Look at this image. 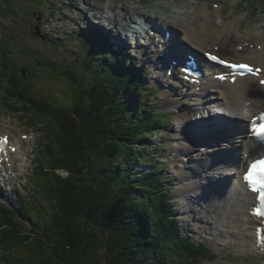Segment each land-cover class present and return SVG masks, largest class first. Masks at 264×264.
<instances>
[{
	"label": "trees",
	"instance_id": "1",
	"mask_svg": "<svg viewBox=\"0 0 264 264\" xmlns=\"http://www.w3.org/2000/svg\"><path fill=\"white\" fill-rule=\"evenodd\" d=\"M12 1L22 0H0V14L13 13ZM101 37L97 34L87 41L92 55L108 53L98 41ZM2 55L0 90L8 102L3 106L22 115L26 113L32 120L31 126L39 124L42 147L36 155L31 197L18 195L21 205L32 213L22 218L15 214L21 209L0 205V231L4 232L0 233V238H4L0 245L7 251L0 256L4 259L2 264H9L8 261L16 264H176L171 256L173 245L185 252L184 246L189 245L197 256H207L209 248L196 245L184 233L167 186L169 178L161 174V164L150 163L144 171L148 187L140 183V177H135L139 181L135 185L137 180L130 174L144 154L140 151L134 155L136 139L149 138L145 134L153 135L154 129L170 126L164 124L167 120L161 114H155L153 109L145 110L135 100L134 93L140 90L138 85L142 81L135 77L130 61L117 64L115 54H109L117 65L113 67L114 73L104 76L95 71L97 84L89 83V88H102L96 89L99 95L88 91L85 101L78 103L70 99L80 91L77 88L68 92V98L38 92L37 83L46 78L31 65L25 66L26 78L20 73L15 81L14 72L10 77L4 76L9 56L4 50ZM38 62L53 68L56 80L65 75L73 79L64 65L59 68L48 58H40ZM32 77L35 83L30 84ZM74 83L85 90L82 83ZM125 94L130 98L127 104L121 100ZM48 137L49 143L45 145ZM138 190L144 194H138ZM145 198L152 200V205ZM36 202L42 210H36ZM153 203L163 213L158 214L161 223L154 221Z\"/></svg>",
	"mask_w": 264,
	"mask_h": 264
},
{
	"label": "rangeland",
	"instance_id": "2",
	"mask_svg": "<svg viewBox=\"0 0 264 264\" xmlns=\"http://www.w3.org/2000/svg\"><path fill=\"white\" fill-rule=\"evenodd\" d=\"M129 1H132V3H135L138 7L147 12H151L153 9L159 8V11L163 17L173 16V3L178 4L179 6L183 5L184 8L188 7L187 13H191L195 6L190 2H195L197 4L196 10L198 12L204 11L205 7H207L208 11L211 13L212 17L215 20V25H218L217 20L222 17L226 21L239 18L236 24V30H233L234 33L251 34L254 32H261L264 36V0ZM122 2V0L12 1V8H10V10L13 13L11 15L0 14V69L3 67L4 61L2 55L3 50L7 51V55L9 56L6 59L8 62L5 66L7 67L5 71L6 73H4L3 75H8V77H10L14 72L15 81L19 77L20 73L26 78L28 77V68L25 66L31 65V67L36 68V72L40 71L42 75H45L46 78L43 82L37 83L36 89L38 90V92H49L52 96L54 94H61V96L68 98V92H71L72 89L77 88L80 91L75 93V96L70 99L78 103L83 100L85 101V98L87 96L86 93H88V91H94L96 96H98L99 91L96 89L102 88L98 87L95 89H90L89 83L97 84V78L94 77L95 71L97 70L100 74H104V76L108 73H114L113 67L115 64L109 57V54H112V48H110L111 43H105L104 46L109 45L108 48H110V50L108 49V53L106 55L104 54V52H99L96 53V55H92L91 49L87 45V41L91 37L90 35L93 32L92 28L94 27V30L96 31L101 30L102 28H97V25L104 23V18L102 19L100 17L95 20V16H100L99 10L96 9V7L99 5L102 6L110 3H112L113 7H117L121 6L123 4ZM157 3H162L164 7L160 8ZM73 4H80L82 6V10L74 9L72 7ZM162 10H164L165 12H162ZM66 18L79 19L81 21V26H74L72 23L67 21ZM199 18L201 21L206 20V17L203 15H199ZM242 19L243 21L240 24V21ZM60 22H62L63 24L62 30L57 29L53 31V28L59 26L58 24ZM127 23L128 19H121L119 24L120 28L125 26ZM101 26L110 36V30L107 29L108 25L101 24ZM119 26L117 28H119ZM83 29H85V31H83ZM38 31L40 34L36 33ZM248 41H252L251 38ZM115 50L120 53V51L116 47ZM150 51L153 52L152 49H150ZM122 55L120 57H118V55H115L113 57L114 61L117 64L129 61L132 64L138 63V61L133 58H131V60L123 59ZM155 56L156 54L154 53L153 61H155ZM40 58H48L59 68L64 65V68L67 69L66 72H68L70 75L72 74L73 79L71 80L68 75H65L62 78L58 77V80H56V76H54L53 73V68L43 63H39L38 61ZM88 58H90V61H88ZM65 66H67V68ZM144 67L148 68V70ZM150 69L151 68L145 65V61L141 62L137 66V73L135 74V77H141V74H143V72L146 73V77L143 80L141 78L142 85H138L140 90L134 93L135 100L138 99L137 102L141 103V107L145 110L153 109L155 111V114H161L167 120V123L164 122V124H170V127L154 129L153 135L145 134L149 136V138L142 136L141 138L136 139V142L134 143L135 148L133 149L134 155H139L141 153L140 151H143L144 154L139 159L138 163L133 166V172H131L130 174H132V179H135V177H140V183H145L147 185L146 182L148 181L146 179V174L144 171L149 168L148 164H159L160 161L163 166L161 174L164 176V178H169L167 180V186L169 187L170 193L174 195V208L179 214L178 217L182 222L184 233L192 237L193 243H195V241H199L200 239L206 240L212 247L206 257H201L197 256L194 249L189 245L184 246V248L187 249V252L180 250L176 247V245H173L171 246L174 247L171 256L176 259V264H259L260 260L264 262V252H254L252 251L253 249L250 250L245 245L247 235L250 233V231H252V227H249L248 224L239 226L240 228L238 229H233V233L231 235L225 236L224 234L222 235L223 230L221 229H223V227L219 226L218 230L216 224H212L210 226L208 225L210 224L209 221H212L211 218L209 219V216H211V212H213L214 209L209 208L207 211L208 214L206 212L205 215H203V213L199 211L198 213L193 214V217H191V215H187V213L184 216V212L186 211L189 212L188 214H190V211H188L186 207L184 208V205L182 204V201H185L189 197L182 195V193H180L179 191L180 179H183L179 175V172L184 169V167L180 164V158L185 157L177 152L178 142L173 143L171 140L174 139V134L177 135V131L180 130L179 124H182L181 116L185 113L190 112V107L193 104V99L192 97H183L180 103L177 102L176 104H167L165 102V98L162 96L163 88L160 86H154L155 84L153 83L152 79L153 74L151 72L148 73ZM47 70L49 71L47 72ZM42 71L45 72L43 73ZM73 81L76 83H82L85 90H82L81 87L79 88V86L76 85ZM33 83H35V80L32 77L30 84ZM116 89L117 92L120 91V88L117 87ZM14 90H18V86L15 85ZM118 96L119 98L121 97L120 93ZM37 97L38 99L43 100L42 96ZM123 99L121 100L125 103L129 102V95H123ZM166 101L168 102V100ZM188 102L190 103L189 105H187ZM0 104H8V102L5 100L2 90H0ZM200 112L202 114L204 113L202 111ZM155 114L154 116H156ZM31 122L32 120L26 116V113L22 115L16 111H13V109L11 108L0 105V127H3V132L7 131L11 133L10 135L12 138H16V136L20 133H24L26 136L29 135L28 138L26 137V140L30 139V141H26V149L21 150L22 156L20 154V159L17 161V164L15 165L11 173L8 174L7 179L1 180V193L3 194V196H0V202L4 201L8 206L9 204H12L15 205L17 209H21V212L20 210H14L16 213L12 211L10 212L15 214L18 213V215H21L22 218H26L27 215L31 214L32 212L28 207L26 208L24 204L23 206L21 205L20 201L22 200L18 198V195L16 193L17 188L20 187L22 191L25 192L26 195L23 196L31 197L32 182L33 184L35 182L33 161L37 158L36 155L40 154V148H42L39 145L41 133L38 132L37 127L31 126ZM51 122L52 119L51 121H49L50 126H52ZM37 126L40 129L39 124H37ZM47 139H49V137L44 141L45 145H48L49 143ZM52 147V143H50L49 148L51 149ZM171 153H176L174 154L175 157ZM123 155L126 156L125 152ZM8 165L9 167H11L12 164L9 163ZM139 181H135L134 184H139ZM119 186L124 185L119 184ZM146 187H148V185ZM13 189L14 194L12 192ZM149 192L150 190L148 189V194H150ZM138 194L143 195L144 193L141 190H138ZM148 202L152 205V200ZM157 202L159 201L157 200ZM35 205L36 210H39V208H41L40 210H42L39 202H36ZM31 206L33 207L32 204ZM152 208L150 207V211H152ZM210 209L211 211H209ZM153 212L154 221L155 219H157V222L161 223V219L158 214L161 215L163 213L158 212L155 204ZM137 213L138 212H136V214ZM36 214L37 213L35 211V215ZM215 229H217L216 232ZM1 232L4 233L3 231H0V233ZM181 236L182 235H180V237ZM3 239V237L0 238V240ZM3 247L5 246H2V248L0 249V256L7 252L4 251ZM212 253L215 255H213ZM2 261H4V259H0V264H2ZM8 263L16 264L15 262L12 263L10 261H8Z\"/></svg>",
	"mask_w": 264,
	"mask_h": 264
},
{
	"label": "bare ground",
	"instance_id": "3",
	"mask_svg": "<svg viewBox=\"0 0 264 264\" xmlns=\"http://www.w3.org/2000/svg\"><path fill=\"white\" fill-rule=\"evenodd\" d=\"M122 1L123 4L117 7H113L112 3L96 7V9L99 10L100 16H95V20L100 17L102 19L104 18V23L101 24L108 25L107 29L110 30V36L107 35L110 38L108 40L111 45L115 47H123L130 51L132 49V52L136 55H142V57L145 58V65L152 68V78L154 83L159 82L162 87L163 83L168 85L166 90L162 93L164 98L168 100V102L165 100L167 104L177 103L174 99H177L176 95H178V91L182 94L193 92V94L197 96L193 99L190 112L181 116L182 122H180L182 124H179L181 130L177 132V135L174 134L173 139L178 140L177 152L185 157L180 158V164L184 169L179 172V175L183 178L180 179L179 191L182 195L189 197L186 199L187 201H182L184 208L186 207L191 212V217L199 211L205 215L209 208L214 209L213 212H211V216H209V219L211 218L212 221H209L210 224L208 225L216 224L218 230L219 226L223 227V229H221L223 230L222 235L224 234L225 236L231 235L233 229H238L240 228L239 226L244 224L255 225L253 220H258V218H256L253 213H250L249 208L250 204L254 202V195L246 191L235 181L233 177L234 172L232 171L235 169L233 167L235 166V163L242 160V146L247 144V139L245 137L247 132L240 123L247 118V114L248 116H251L264 106V86L259 83V78L255 76L238 77V82L241 86H239L238 83L232 84L229 81L222 83L219 79H214L213 77L209 78L208 76L206 77L207 81L204 83L202 90L199 93H196L193 89L188 87L187 83L182 81V78L178 76V72L173 71L172 75H170L167 67L169 66L170 61H172V58H174V55H172L170 51L173 50L172 53L178 55L180 49H175V47L181 42L189 52L195 53L196 50L202 52L212 50L223 54H229L231 57H239L240 59L237 58L239 60L246 59L253 64L263 66L262 69L264 71L263 33H234L233 30H236V24L239 18L226 21L222 17L217 20L218 25H215V20L207 7H205L204 11L198 12L196 10L197 4L195 2H190L195 6L191 13H187L188 7L184 8L183 5L179 6L178 4L173 3V16L163 17L159 8L147 12L138 7L135 3H132V1ZM157 5H159L160 8L164 7L162 3H157ZM72 7L74 9L82 10L80 4H73ZM162 12L165 11L162 10ZM198 14L205 16L206 20L201 21ZM66 19L74 26H81V21L79 19ZM121 19H128V23L122 28L119 26ZM146 22L156 24L158 30L157 34H159L160 31L166 33L170 32L172 38L169 39L171 40L166 42V38H163V40L165 39V45L160 47L155 43L153 44L151 41H146L149 40L150 37L151 39H154V36H150L148 33L147 36L141 35V37H144V43H152L151 46L144 45L143 47H140L142 51L132 47L129 44L128 37H131L133 32L137 33L141 26H145L144 23ZM241 22L242 20L240 21V24ZM58 25L59 26L53 28V31L57 29L62 30V22ZM118 26L119 28H117ZM83 31H85V29H83ZM250 38L252 41H248ZM155 39L157 41L158 36ZM237 46L241 47V49H238ZM102 48H104V46ZM154 48L159 52V55L156 53L155 61L152 59L154 58L155 53ZM150 49H152L154 53L151 52ZM147 51H150L149 53L151 55L147 54ZM162 52L163 54H161ZM163 60L164 62H162ZM150 63L152 67L149 65ZM177 67L178 66L175 65V69ZM262 76H264V72ZM209 99H216L215 102L218 103L220 107L226 109V111H224L225 116L221 117L224 121H228L229 118H236L239 120L237 123L240 125L239 132L227 135L224 138L222 135H218L224 133V131L218 133L221 129L218 131L215 129L205 130L204 132L200 131V125H198L200 119L207 118V120H212L217 116L211 113L206 114L208 109H206L205 105ZM248 102L251 103L250 106H248ZM204 110L205 113L197 114ZM217 114L219 115L220 113ZM232 124H234V121L226 126L229 128V125ZM35 127H37L38 132L41 133L39 127L37 125ZM7 134H9L10 137L8 146L3 143L4 138L1 136L0 132V195L2 194L1 180L7 179L8 174L11 173L17 164V161L20 159V154L22 153L21 150L26 149V141H30V139L26 140V137L28 138L29 135L26 136L24 133H20L16 138H12L10 135L11 133L9 132H7ZM215 135L224 138L220 143V145L224 147L222 154L216 155L212 150L203 152L194 151L197 142L201 139L200 136L211 138V136ZM186 139H192V142L184 141ZM248 150H250V147H246L245 152ZM183 154L186 155L184 156ZM228 161L233 162V165H224V163H227ZM9 163L12 164L11 167H9ZM211 164L216 170L206 173L205 170H207L208 167H211ZM227 181L231 182L232 188L226 189ZM211 209L209 211H211ZM258 226L259 225L257 224L256 229L250 231L247 235L245 245L249 249L264 250V241L258 239V236L263 233L264 229L259 230L257 229ZM216 231L217 229H215V232ZM257 245L261 249H259Z\"/></svg>",
	"mask_w": 264,
	"mask_h": 264
},
{
	"label": "snow or ice",
	"instance_id": "4",
	"mask_svg": "<svg viewBox=\"0 0 264 264\" xmlns=\"http://www.w3.org/2000/svg\"><path fill=\"white\" fill-rule=\"evenodd\" d=\"M210 58L214 61L218 60V57H216V56H212ZM218 62L222 63V64L225 63V61H223L222 59H220ZM228 66L229 67H237V66L238 67H246V68H248L249 72H252V68L248 67L247 65H228ZM260 83L264 84V80H261ZM257 132L261 133V138L264 139V126H262L260 129H257ZM252 170L253 171L251 173H249V176L247 177L250 180L252 179V176L254 174H258L257 170L264 171V161H261L257 164L252 165ZM262 179H264V177H262ZM256 182L257 181H253V183H256ZM259 214H260V212H259V210H257V215H259Z\"/></svg>",
	"mask_w": 264,
	"mask_h": 264
},
{
	"label": "water",
	"instance_id": "5",
	"mask_svg": "<svg viewBox=\"0 0 264 264\" xmlns=\"http://www.w3.org/2000/svg\"><path fill=\"white\" fill-rule=\"evenodd\" d=\"M36 33H37V34H40V33H39V31H38V32H36Z\"/></svg>",
	"mask_w": 264,
	"mask_h": 264
}]
</instances>
